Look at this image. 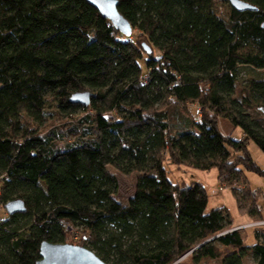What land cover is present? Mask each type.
<instances>
[{"label": "trees", "instance_id": "1", "mask_svg": "<svg viewBox=\"0 0 264 264\" xmlns=\"http://www.w3.org/2000/svg\"><path fill=\"white\" fill-rule=\"evenodd\" d=\"M242 1L258 11L118 0L126 37L85 0H0V208L26 205L0 217V264H36L72 231L107 264H264V229L247 245L204 185L165 165L217 170L262 219L246 174L264 178L248 148L264 154V0ZM243 68L258 73L240 87ZM79 92L88 106L71 102ZM109 167L139 175L126 204Z\"/></svg>", "mask_w": 264, "mask_h": 264}, {"label": "rangeland", "instance_id": "2", "mask_svg": "<svg viewBox=\"0 0 264 264\" xmlns=\"http://www.w3.org/2000/svg\"><path fill=\"white\" fill-rule=\"evenodd\" d=\"M216 3L217 10L219 12V15L226 17L229 12V1L228 0H214ZM136 33V32H135ZM257 71L252 70L250 68H243L240 73L239 77V86L241 87L244 85L248 79L255 78L257 76ZM193 109V108H192ZM253 116H260L259 114H256L257 112L255 109L250 110ZM261 117V116H260ZM221 120V119H220ZM219 120V121H220ZM55 125V122H50L49 125ZM58 125V124H57ZM219 125V124H218ZM53 126V125H52ZM219 129H221V126L219 125ZM228 131V130H227ZM232 132H235L233 129ZM226 132L223 131V134L225 135ZM233 133L229 136L225 137H232ZM223 135V136H224ZM236 138V136H233ZM249 151L253 157V159L262 167L264 168V154L259 149V147L254 143L250 142L248 145ZM166 168L169 170V178L173 180L174 182H178L181 179L185 172H194L197 173V177H192L191 181L198 182L206 187V190L208 192L209 196V210L214 208H220L224 207L226 208L230 215L232 216V219L234 220L233 230H242L243 234L246 236V242L247 245H251L255 242L254 237V230H262L264 229V178L253 174V173H247V178L249 180V187L252 192V198L256 199L258 202L259 208L262 211V219H251L246 215L245 212L239 209L238 203L233 195L232 187L229 184H222L220 183L218 179V171L213 169L211 171L203 172V171H197L185 166H176L171 164L169 161L166 162ZM109 170L116 176L118 183H119V191L117 194V199L121 201L122 203L126 204L128 199L132 197L135 193L136 184L139 175L138 174H132L130 176H126L113 167H109ZM189 177V176H188ZM179 179V180H178ZM192 183V182H191ZM240 188V190L244 189V185L240 183H235L234 188ZM8 212L5 210V208L2 210L0 208V217L5 218L8 216ZM81 233L79 231H72L71 234L68 236L67 244L80 246L82 243ZM183 262L182 264H187L188 259H181L180 262ZM185 262V263H184ZM190 264V263H188ZM205 264H220V261H210L206 262ZM247 264H253L252 259H249L247 261Z\"/></svg>", "mask_w": 264, "mask_h": 264}, {"label": "water", "instance_id": "3", "mask_svg": "<svg viewBox=\"0 0 264 264\" xmlns=\"http://www.w3.org/2000/svg\"><path fill=\"white\" fill-rule=\"evenodd\" d=\"M96 8L100 14L126 37H130L133 28L128 20L118 10V0H85ZM230 5L239 12L258 11L251 4L242 0H228ZM264 28V23L262 24ZM90 92L75 93L71 97V102L88 106L91 102ZM5 210L9 215L25 213L26 205L21 199H15L5 205ZM36 264H107L94 252L83 246L71 244H53L44 241L40 247V260Z\"/></svg>", "mask_w": 264, "mask_h": 264}, {"label": "crops", "instance_id": "4", "mask_svg": "<svg viewBox=\"0 0 264 264\" xmlns=\"http://www.w3.org/2000/svg\"><path fill=\"white\" fill-rule=\"evenodd\" d=\"M219 125L221 126V129L222 130H220V132L223 134V131L224 132H227V130H228V134H223L224 136H229V135H231V133H233L232 135L233 136H236V139H240V138H242V134H241V132L239 131V130H236V129H234V127H233V125L229 122V121H227V120H224V119H221L220 121H219ZM233 129L235 130V132H232L233 131ZM232 136V138H235V137H233ZM231 137V136H230ZM200 172V171H199ZM184 174L183 175H187V176H182L181 177V179L179 180V182L180 181H185L186 183H191V182H195V181H191V178L193 177H197L198 175H197V173H194V172H191V171H189V172H186V174H185V172H183ZM189 176V177H188Z\"/></svg>", "mask_w": 264, "mask_h": 264}, {"label": "bare ground", "instance_id": "5", "mask_svg": "<svg viewBox=\"0 0 264 264\" xmlns=\"http://www.w3.org/2000/svg\"><path fill=\"white\" fill-rule=\"evenodd\" d=\"M229 132L227 131L225 134H228Z\"/></svg>", "mask_w": 264, "mask_h": 264}]
</instances>
